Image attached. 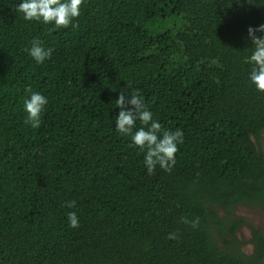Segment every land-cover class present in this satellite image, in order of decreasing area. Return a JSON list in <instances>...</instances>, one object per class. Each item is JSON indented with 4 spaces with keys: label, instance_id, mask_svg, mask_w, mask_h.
Here are the masks:
<instances>
[{
    "label": "trees",
    "instance_id": "obj_1",
    "mask_svg": "<svg viewBox=\"0 0 264 264\" xmlns=\"http://www.w3.org/2000/svg\"><path fill=\"white\" fill-rule=\"evenodd\" d=\"M19 2L0 0V264H263V231L234 215L264 212V94L243 62L259 0H85L77 26L53 32ZM173 18L181 29L154 30ZM33 38L52 49L43 64L25 51ZM128 85L184 132L170 172L149 175L115 131ZM28 88L49 100L38 129L24 123Z\"/></svg>",
    "mask_w": 264,
    "mask_h": 264
},
{
    "label": "clouds",
    "instance_id": "obj_2",
    "mask_svg": "<svg viewBox=\"0 0 264 264\" xmlns=\"http://www.w3.org/2000/svg\"><path fill=\"white\" fill-rule=\"evenodd\" d=\"M250 2L256 3V0ZM84 3L85 0H20L16 5V12L23 20L43 24L48 27L49 32H53L70 26L76 27ZM257 6H264V0H259ZM256 32L264 33V24L258 29H248L252 46L243 62L250 66V83L257 92L264 94V35L257 36ZM25 51L38 64H43L52 55V49L46 48L39 38H33ZM48 103V98L41 92L26 89L23 102L24 123L38 129ZM115 105L119 109L115 117V131L122 137H130L129 147L143 153L142 162L147 173L154 174L157 167L170 172L176 164L178 146L184 142V132L179 128L174 131L165 129L159 120L154 119L140 89L132 88L131 85L119 92ZM137 122L141 126H137ZM65 206L71 209L75 206V201H66ZM67 222L73 229L80 226L75 211L67 213ZM184 223L195 229L199 226V217L192 220L185 218ZM168 238L175 239L176 236L170 233Z\"/></svg>",
    "mask_w": 264,
    "mask_h": 264
},
{
    "label": "rangeland",
    "instance_id": "obj_3",
    "mask_svg": "<svg viewBox=\"0 0 264 264\" xmlns=\"http://www.w3.org/2000/svg\"><path fill=\"white\" fill-rule=\"evenodd\" d=\"M163 28H156L154 29L157 33L165 32L168 29H181L183 27V21L179 18H173L168 20L166 23H164ZM261 149L264 153V133L262 135V141H261ZM234 215L236 217H242L246 219L249 226L258 228L263 231L264 233V212H262L260 209L255 207H245V206H238L234 210ZM239 239L244 243L243 250L247 254H252L254 247L251 243L252 241V231L250 227L245 226L238 232ZM264 264V263H263Z\"/></svg>",
    "mask_w": 264,
    "mask_h": 264
}]
</instances>
